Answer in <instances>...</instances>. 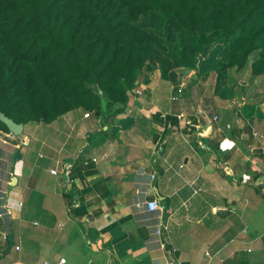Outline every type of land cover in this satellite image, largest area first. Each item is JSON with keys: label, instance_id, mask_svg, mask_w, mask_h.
Segmentation results:
<instances>
[{"label": "crops", "instance_id": "crops-1", "mask_svg": "<svg viewBox=\"0 0 264 264\" xmlns=\"http://www.w3.org/2000/svg\"><path fill=\"white\" fill-rule=\"evenodd\" d=\"M214 45L110 113L0 129V264H264V103Z\"/></svg>", "mask_w": 264, "mask_h": 264}, {"label": "trees", "instance_id": "trees-1", "mask_svg": "<svg viewBox=\"0 0 264 264\" xmlns=\"http://www.w3.org/2000/svg\"><path fill=\"white\" fill-rule=\"evenodd\" d=\"M159 17L196 36L194 55L215 44L242 70L256 54L251 77H264V0H0V112L26 125L126 106L140 72L175 68L176 54L177 64L194 62L184 56L193 50L188 42L160 56L157 39L139 24ZM0 129L9 131L1 121Z\"/></svg>", "mask_w": 264, "mask_h": 264}, {"label": "rangeland", "instance_id": "rangeland-1", "mask_svg": "<svg viewBox=\"0 0 264 264\" xmlns=\"http://www.w3.org/2000/svg\"><path fill=\"white\" fill-rule=\"evenodd\" d=\"M149 20L150 19H141L139 21V24H142L146 27L147 30H149L150 32H152L154 39H157L156 41V49H159V54L160 56H164V53H162V51H164V49L167 50V54H169L171 47L172 46H187L186 42L190 43L192 45V48H189V54H184V56L189 55L190 58L191 56H195L194 62H192V60L189 63H185V62H181L180 64H177L178 62L181 61V59L178 57L175 60L176 66H182L183 67V71L187 74L190 75V70H197V75H195V77L199 76V72L201 69V65L203 64V61H210L211 59V63L212 61H214L215 59L211 57V54L209 55V52H203L201 54H195L196 50H197V38L196 36H193L192 34H185L183 33L181 30H179L178 28L172 27V25H170L167 20H165L164 17H159L158 20L154 21V23L151 25L149 24ZM209 35H212L211 32L209 33ZM182 36H184V42L180 45L179 40H181ZM211 40L212 37H211ZM158 44V45H157ZM168 56V55H167ZM256 54H253L249 60V63L247 64V66L243 69H245L244 71V78L246 81L249 80L250 76H251V71L250 73H246V69H250L251 70V64L255 58ZM165 59V58H164ZM220 66V65H219ZM221 67V66H220ZM229 65H224V68L221 67L222 71L219 72V79L218 81H220V79H227V69L229 68ZM224 69V70H223ZM224 71V72H223ZM193 72V71H191ZM194 74V73H193ZM191 77H193L191 75ZM194 78V77H193ZM196 81V80H193ZM197 87L200 86L199 82H197ZM252 89H250L249 94L247 99L253 97H256V99H258L259 103H264V77H259L257 79V81L255 82V84L253 85V87H251ZM247 90V89H246ZM184 94H179L176 91V98H183ZM177 99V100H178ZM249 102H251V100H248ZM254 103V102H252ZM262 111V113L264 114V107H259ZM245 113V111H244ZM264 123V122H263Z\"/></svg>", "mask_w": 264, "mask_h": 264}, {"label": "built area", "instance_id": "built-area-1", "mask_svg": "<svg viewBox=\"0 0 264 264\" xmlns=\"http://www.w3.org/2000/svg\"><path fill=\"white\" fill-rule=\"evenodd\" d=\"M178 93L181 94L182 93V89H179ZM174 99H176V98H174ZM87 116H89V114H87ZM217 120H218V116H215L214 117V121H217ZM253 135H254V137H257L259 134L254 133ZM52 174L56 175L57 171L56 170L52 171ZM146 208L150 212H155V211H158V210L162 209V207H160L158 202L154 201V200L153 201H147L146 202ZM2 217H8L7 212H5L3 209H1V211H0V218H2ZM161 234H162V225H159L157 230L155 231L154 235L156 237V241H158L160 243H161V238H160ZM65 263H66V259H61L58 264H65Z\"/></svg>", "mask_w": 264, "mask_h": 264}, {"label": "water", "instance_id": "water-1", "mask_svg": "<svg viewBox=\"0 0 264 264\" xmlns=\"http://www.w3.org/2000/svg\"><path fill=\"white\" fill-rule=\"evenodd\" d=\"M0 121L3 122L12 133H19L23 129L22 124L15 123L12 119L7 118L2 112H0ZM14 181L16 182V178H14Z\"/></svg>", "mask_w": 264, "mask_h": 264}]
</instances>
